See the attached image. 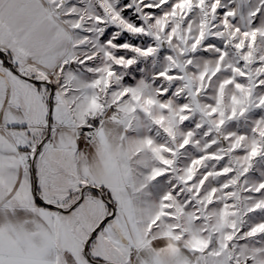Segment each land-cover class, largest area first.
Returning a JSON list of instances; mask_svg holds the SVG:
<instances>
[{"label": "snow or ice", "instance_id": "obj_1", "mask_svg": "<svg viewBox=\"0 0 264 264\" xmlns=\"http://www.w3.org/2000/svg\"><path fill=\"white\" fill-rule=\"evenodd\" d=\"M0 264H264V0H0Z\"/></svg>", "mask_w": 264, "mask_h": 264}]
</instances>
